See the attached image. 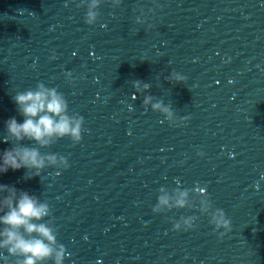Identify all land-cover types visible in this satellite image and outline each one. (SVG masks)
Wrapping results in <instances>:
<instances>
[{
	"label": "water",
	"instance_id": "obj_1",
	"mask_svg": "<svg viewBox=\"0 0 264 264\" xmlns=\"http://www.w3.org/2000/svg\"><path fill=\"white\" fill-rule=\"evenodd\" d=\"M79 3L0 0V153L5 121L23 122L14 95L38 82L86 129L40 149L68 169L0 184L49 203L64 264H264V0H103L91 26ZM178 186L197 207L153 213L159 188ZM201 187L231 220L223 238L198 210ZM180 216H197L193 229L173 231Z\"/></svg>",
	"mask_w": 264,
	"mask_h": 264
},
{
	"label": "clouds",
	"instance_id": "obj_2",
	"mask_svg": "<svg viewBox=\"0 0 264 264\" xmlns=\"http://www.w3.org/2000/svg\"><path fill=\"white\" fill-rule=\"evenodd\" d=\"M103 0H80L77 7L86 9L84 21L87 25H94L100 19L99 8ZM119 5L121 0H110ZM55 53L50 59H55ZM69 82H74L70 76ZM172 79L177 83L186 77L172 72ZM133 87L140 91L148 89V83L140 80L133 81ZM19 114L23 117L20 123L15 117L5 121V135L3 141L13 144L12 147L0 153V174L9 170L26 169L24 179L40 176L48 167L68 169V158L58 153H41V148H48L58 140L68 138L73 144L82 140L84 117L79 113L69 112V105L64 94L55 87H48L44 82H38L35 88L17 92L14 97ZM153 97H144L143 105L151 104L152 110L160 112L167 121H172L174 111L171 106H164L162 102L152 103ZM145 110L147 108L145 107ZM186 117H180L184 121ZM23 141L34 142L39 147L22 144ZM203 155V152L198 153ZM195 188L176 187L158 190L157 203L152 206V212L166 214L169 211L193 209L190 206L189 195ZM201 200L198 210L209 217V223L214 231L223 238L231 231V220L227 218L223 209L215 208L206 190L201 187L198 193ZM0 250L11 258V264H64L69 255L65 246L58 242V231L52 219V210L47 201L30 195L27 191L18 190L14 185L0 184ZM197 216H180L172 219L173 231H188L193 229ZM223 229V231H220ZM6 258V264L8 260Z\"/></svg>",
	"mask_w": 264,
	"mask_h": 264
}]
</instances>
